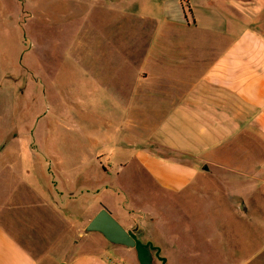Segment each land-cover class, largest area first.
<instances>
[{
	"label": "crops",
	"instance_id": "obj_1",
	"mask_svg": "<svg viewBox=\"0 0 264 264\" xmlns=\"http://www.w3.org/2000/svg\"><path fill=\"white\" fill-rule=\"evenodd\" d=\"M76 1L114 14V33L99 42V51L104 45L110 56L121 57L117 68H135L132 82L124 79V90L110 99L101 81L80 89L83 100L120 105V120L131 123L132 138L116 143L121 173L133 166L159 191L173 194L196 189L204 177L220 188L229 185L204 187L226 200L264 192V0ZM112 110L110 120L116 119ZM134 113L158 121L137 149ZM105 155L109 164L113 156ZM102 156L94 153V165L107 171ZM121 173L103 186L101 177L90 175L75 184L63 177L46 183L0 165V264H127L133 248L108 245L101 233L85 230L102 207L116 211L115 191L127 192ZM55 185L59 206L53 204ZM91 190L93 196L102 192L100 204L87 201ZM75 201L80 207L69 206Z\"/></svg>",
	"mask_w": 264,
	"mask_h": 264
},
{
	"label": "rangeland",
	"instance_id": "obj_2",
	"mask_svg": "<svg viewBox=\"0 0 264 264\" xmlns=\"http://www.w3.org/2000/svg\"><path fill=\"white\" fill-rule=\"evenodd\" d=\"M79 5L76 0H0V165L9 166L16 176L46 183L63 177L75 184L90 175L101 177L103 186L121 173L116 143L124 145L132 138L127 126L131 123L120 120V105L93 97L83 100L80 89L84 83L101 81L108 87L105 99H110L124 90V79L132 82L135 68H117L121 57L110 56L104 45L99 51V42L114 33V14L94 10L87 2ZM69 7L76 11L68 17ZM108 108L116 119L110 120ZM133 117L132 145L137 149L145 146V133H154L158 121L136 113ZM137 131L142 136H135ZM96 151L103 154L107 171L94 165ZM105 154L113 156L109 164ZM10 174L4 171L5 177ZM118 181L127 192L120 187L115 191L112 215L126 229L137 228L144 243L160 248L168 264H264L263 191L256 190V199L226 200V194L213 195L204 187L216 185L222 191L229 185L220 188L204 177L196 189L166 193L144 174L137 175L133 166ZM89 185L84 184L91 189ZM52 192L53 204L59 206L56 185ZM92 193H85L87 201L100 204L102 192ZM71 205L80 207L76 201ZM131 252L126 253L127 264H140L136 251ZM152 255L153 264H162Z\"/></svg>",
	"mask_w": 264,
	"mask_h": 264
},
{
	"label": "water",
	"instance_id": "obj_3",
	"mask_svg": "<svg viewBox=\"0 0 264 264\" xmlns=\"http://www.w3.org/2000/svg\"><path fill=\"white\" fill-rule=\"evenodd\" d=\"M86 231L99 232L113 244L133 248L140 264H153L152 250L156 247L152 242L144 243L134 230L126 229L120 224L106 207H102L91 219L86 226ZM160 251V248H157L156 256L162 264H168L167 258L160 256Z\"/></svg>",
	"mask_w": 264,
	"mask_h": 264
},
{
	"label": "flooded vegetation",
	"instance_id": "obj_4",
	"mask_svg": "<svg viewBox=\"0 0 264 264\" xmlns=\"http://www.w3.org/2000/svg\"><path fill=\"white\" fill-rule=\"evenodd\" d=\"M132 230H134V232L137 234V228H134V229H132ZM138 236V235H137ZM148 242H150V241H148ZM148 242H146V243H148ZM153 244V243H152ZM155 246V245H154ZM156 248L155 249H153L152 250V253H155V256H156V253H157V246H155ZM161 252V251H160ZM161 256V255H160ZM157 257V256H156ZM158 258V257H157ZM159 259V258H158Z\"/></svg>",
	"mask_w": 264,
	"mask_h": 264
}]
</instances>
